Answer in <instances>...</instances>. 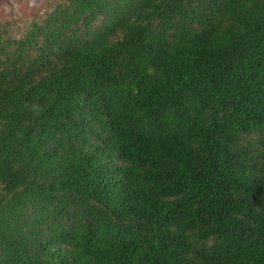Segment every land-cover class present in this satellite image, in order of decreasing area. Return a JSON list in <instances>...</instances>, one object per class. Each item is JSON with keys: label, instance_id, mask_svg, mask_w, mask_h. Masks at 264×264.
<instances>
[{"label": "trees", "instance_id": "trees-1", "mask_svg": "<svg viewBox=\"0 0 264 264\" xmlns=\"http://www.w3.org/2000/svg\"><path fill=\"white\" fill-rule=\"evenodd\" d=\"M0 264H264V0L1 19Z\"/></svg>", "mask_w": 264, "mask_h": 264}, {"label": "rangeland", "instance_id": "rangeland-1", "mask_svg": "<svg viewBox=\"0 0 264 264\" xmlns=\"http://www.w3.org/2000/svg\"><path fill=\"white\" fill-rule=\"evenodd\" d=\"M47 0H0V20L17 19L22 14L32 16Z\"/></svg>", "mask_w": 264, "mask_h": 264}]
</instances>
